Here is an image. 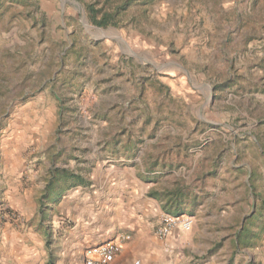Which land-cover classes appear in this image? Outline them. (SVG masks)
Masks as SVG:
<instances>
[{
    "label": "rangeland",
    "instance_id": "obj_1",
    "mask_svg": "<svg viewBox=\"0 0 264 264\" xmlns=\"http://www.w3.org/2000/svg\"><path fill=\"white\" fill-rule=\"evenodd\" d=\"M118 2L0 0V233L50 245L63 197L126 166L194 218L172 264H264V0H127L119 25L91 21Z\"/></svg>",
    "mask_w": 264,
    "mask_h": 264
},
{
    "label": "crops",
    "instance_id": "obj_2",
    "mask_svg": "<svg viewBox=\"0 0 264 264\" xmlns=\"http://www.w3.org/2000/svg\"><path fill=\"white\" fill-rule=\"evenodd\" d=\"M136 173L126 166L106 168L89 186L69 191L57 207L55 233L48 246L33 231L22 232L15 223H5L0 240L10 254L8 263L85 264L89 248L129 234L131 239L122 243L114 263L141 259L143 264H172L168 248L178 246L186 231H174L166 239L157 235L165 212ZM63 220L72 227L63 226ZM57 225L63 228L58 230Z\"/></svg>",
    "mask_w": 264,
    "mask_h": 264
},
{
    "label": "built area",
    "instance_id": "obj_3",
    "mask_svg": "<svg viewBox=\"0 0 264 264\" xmlns=\"http://www.w3.org/2000/svg\"><path fill=\"white\" fill-rule=\"evenodd\" d=\"M194 224V218L185 213L165 212L161 216L156 233L161 238H168L174 231H189ZM129 234L122 235L119 240L108 241L88 249L85 264H117L114 263L121 251L122 243L130 240ZM126 264H143L141 259Z\"/></svg>",
    "mask_w": 264,
    "mask_h": 264
},
{
    "label": "trees",
    "instance_id": "obj_4",
    "mask_svg": "<svg viewBox=\"0 0 264 264\" xmlns=\"http://www.w3.org/2000/svg\"><path fill=\"white\" fill-rule=\"evenodd\" d=\"M118 4L116 5V7L113 8V10H107L104 11L101 15L99 14V10L97 8H95L93 5L89 6V13H90V19L91 21L101 27H107L109 25H119V15L121 14V9L123 8V6H126L127 4V0H118ZM61 172V171H60ZM53 176H52V183H53V179L59 177V173L57 174V172H52ZM63 174H66L67 176H69L68 178L71 180L76 181L72 184V185H81V184H85L87 181L80 175H74V174H69L68 171L63 172ZM49 183L48 186L46 187V191L50 190L53 188V184ZM52 184V186H51ZM71 185V186H72ZM171 206V205H170ZM167 207V208H172L171 207ZM166 208V207H165ZM176 210L179 211V207H174ZM169 210V209H168ZM169 212V211H168Z\"/></svg>",
    "mask_w": 264,
    "mask_h": 264
}]
</instances>
